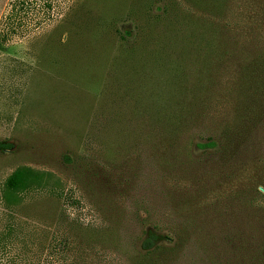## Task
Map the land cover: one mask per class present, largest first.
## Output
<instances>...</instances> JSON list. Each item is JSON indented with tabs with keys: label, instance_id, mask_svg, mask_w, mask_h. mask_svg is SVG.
Returning <instances> with one entry per match:
<instances>
[{
	"label": "rangeland",
	"instance_id": "1",
	"mask_svg": "<svg viewBox=\"0 0 264 264\" xmlns=\"http://www.w3.org/2000/svg\"><path fill=\"white\" fill-rule=\"evenodd\" d=\"M54 1L0 49V264H264V0Z\"/></svg>",
	"mask_w": 264,
	"mask_h": 264
},
{
	"label": "trees",
	"instance_id": "2",
	"mask_svg": "<svg viewBox=\"0 0 264 264\" xmlns=\"http://www.w3.org/2000/svg\"><path fill=\"white\" fill-rule=\"evenodd\" d=\"M57 1L54 0H12L7 14L0 22V49L9 47L11 42L18 36L24 37L29 31V27L40 25L42 18H53V10L55 9ZM61 6V5H60ZM217 50V49H216ZM240 57H248L254 55L250 48L241 47L238 49L232 48L229 53H235ZM217 146L216 142L210 141L206 144L198 145L199 149L214 148ZM1 148L11 147L8 145H0ZM27 173L24 170H17L7 181V187L11 190H22L26 187ZM162 241V237L150 233L143 241L141 249L146 255H150L157 250ZM68 240L63 244L66 245ZM72 252V251H70ZM142 256V255H141ZM144 256V255H143ZM146 257V256H145ZM144 257V258H145ZM82 257H80L81 259ZM78 257L76 256V260ZM70 259L68 260V262Z\"/></svg>",
	"mask_w": 264,
	"mask_h": 264
}]
</instances>
